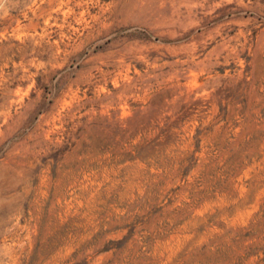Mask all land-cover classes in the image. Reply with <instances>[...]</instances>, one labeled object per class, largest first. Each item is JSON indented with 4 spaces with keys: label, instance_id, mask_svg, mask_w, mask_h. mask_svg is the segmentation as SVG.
I'll list each match as a JSON object with an SVG mask.
<instances>
[{
    "label": "rangeland",
    "instance_id": "374dc122",
    "mask_svg": "<svg viewBox=\"0 0 264 264\" xmlns=\"http://www.w3.org/2000/svg\"><path fill=\"white\" fill-rule=\"evenodd\" d=\"M0 264H264V0H0Z\"/></svg>",
    "mask_w": 264,
    "mask_h": 264
}]
</instances>
